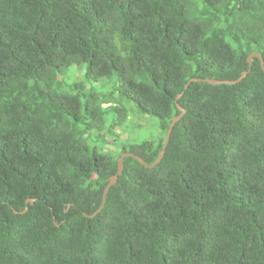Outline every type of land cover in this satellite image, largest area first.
<instances>
[{
	"label": "trees",
	"instance_id": "obj_1",
	"mask_svg": "<svg viewBox=\"0 0 264 264\" xmlns=\"http://www.w3.org/2000/svg\"><path fill=\"white\" fill-rule=\"evenodd\" d=\"M255 52L264 0H0V264H264ZM73 66L112 91L67 85ZM125 101L159 119V139L91 146ZM178 104L162 160L124 157L86 216L123 153L159 157Z\"/></svg>",
	"mask_w": 264,
	"mask_h": 264
},
{
	"label": "rangeland",
	"instance_id": "obj_2",
	"mask_svg": "<svg viewBox=\"0 0 264 264\" xmlns=\"http://www.w3.org/2000/svg\"><path fill=\"white\" fill-rule=\"evenodd\" d=\"M64 80L67 85L74 81H82L85 83L86 91L94 90L101 97L107 96L113 89V82L110 80L87 81L81 67L73 66L66 70ZM65 91L70 92L68 87L65 88ZM124 105L128 108L127 117L118 121L117 116L119 115L110 111L107 116V124L101 131L102 136L98 138L93 134L89 140L91 146H98L106 153L117 155L124 145L159 139L161 128L156 116L140 112L131 102L125 101ZM114 122L117 125L111 128Z\"/></svg>",
	"mask_w": 264,
	"mask_h": 264
},
{
	"label": "water",
	"instance_id": "obj_3",
	"mask_svg": "<svg viewBox=\"0 0 264 264\" xmlns=\"http://www.w3.org/2000/svg\"><path fill=\"white\" fill-rule=\"evenodd\" d=\"M253 57H259L262 61V66H263V69H264V59H263V56L258 53V52H255L253 54H251L249 57H248V61L251 62L252 61V58ZM250 72V69L249 70H246L244 71L241 76L236 79V80H217V79H211V78H191L188 83L186 84V88L189 87V85L192 83V82H195V81H208L210 83H213V84H222V83H226V84H233V83H236V82H239L241 81L248 73ZM181 94H179L178 97H180ZM179 109L181 110V113L179 115H177L171 122L170 126H169V129L167 131V134H166V138H165V143H164V146L160 152V155L159 157L153 162V163H147L140 155H137V154H134L132 152H125L123 153L120 157H119V167H118V172L112 176L110 182L108 183V185L106 186L105 188V191H104V196H103V204L102 206L93 214H88V213H84L86 216L88 217H94L95 215L98 214L99 211H101L105 205V202H106V196H107V193L110 189V187L115 184L119 178V176L122 174L123 172V169H124V163H123V159L124 157L126 156H135L142 164L146 165L147 167L149 168H153L155 167L161 160L162 158L164 157V154H165V151H166V148L168 146V143H169V140H170V136H171V133L173 131V128L174 126L176 125L177 122H179L181 120V118L183 117V115L185 114L186 110L181 106L179 105ZM29 202H32L34 203L35 202V199L34 198H30L27 200V203ZM28 210V206L26 207L25 210L22 211V213H25L26 211ZM16 213H18L19 211L18 210H15ZM55 217V216H54ZM56 218V217H55ZM56 223L59 225V223L56 221Z\"/></svg>",
	"mask_w": 264,
	"mask_h": 264
}]
</instances>
